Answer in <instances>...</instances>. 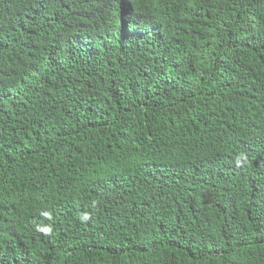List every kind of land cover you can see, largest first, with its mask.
Listing matches in <instances>:
<instances>
[{"label":"trees","instance_id":"1","mask_svg":"<svg viewBox=\"0 0 264 264\" xmlns=\"http://www.w3.org/2000/svg\"><path fill=\"white\" fill-rule=\"evenodd\" d=\"M0 264H264V0H0Z\"/></svg>","mask_w":264,"mask_h":264}]
</instances>
